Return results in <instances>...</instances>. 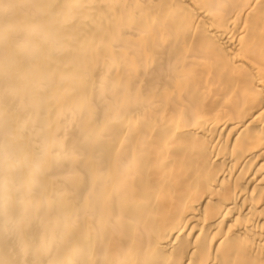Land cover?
I'll list each match as a JSON object with an SVG mask.
<instances>
[{
  "label": "bare ground",
  "instance_id": "6f19581e",
  "mask_svg": "<svg viewBox=\"0 0 264 264\" xmlns=\"http://www.w3.org/2000/svg\"><path fill=\"white\" fill-rule=\"evenodd\" d=\"M0 264H264V0H0Z\"/></svg>",
  "mask_w": 264,
  "mask_h": 264
}]
</instances>
